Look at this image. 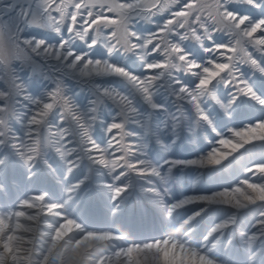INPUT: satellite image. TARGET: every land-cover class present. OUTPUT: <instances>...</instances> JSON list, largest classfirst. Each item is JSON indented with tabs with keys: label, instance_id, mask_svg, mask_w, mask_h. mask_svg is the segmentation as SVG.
Listing matches in <instances>:
<instances>
[{
	"label": "rangeland",
	"instance_id": "rangeland-1",
	"mask_svg": "<svg viewBox=\"0 0 264 264\" xmlns=\"http://www.w3.org/2000/svg\"><path fill=\"white\" fill-rule=\"evenodd\" d=\"M262 39L264 0H0L3 237L13 232L16 218L25 221L23 213H38L39 226L51 233L68 217L77 223L62 237L65 250L93 226L122 235L88 250L91 264H139L129 249L145 251L171 240L220 264H264V234L251 245L240 234V228L252 232L264 205L239 211L219 240L207 234L232 216L229 209L215 207L191 229H179L189 213L172 207L192 188L264 184L262 172L247 171L264 158V140L247 143L216 167L171 163L210 152L235 130L264 121V105L256 98H264ZM76 56L83 65L123 68L141 83L104 71L80 75L70 63ZM107 90L121 93L122 100ZM86 138L96 141L104 163L93 162ZM14 140L25 146L15 149ZM136 161L159 174H138L131 166ZM83 177L88 180L74 186ZM125 185L130 189L124 198L117 192ZM146 188L158 189L162 199ZM38 197L45 202L37 210L23 207ZM158 202L166 203L167 213H160ZM49 203L64 217L54 216ZM263 227L255 230L264 233ZM38 232L30 264L51 240L42 247ZM50 262L59 264V255Z\"/></svg>",
	"mask_w": 264,
	"mask_h": 264
},
{
	"label": "bare ground",
	"instance_id": "bare-ground-1",
	"mask_svg": "<svg viewBox=\"0 0 264 264\" xmlns=\"http://www.w3.org/2000/svg\"><path fill=\"white\" fill-rule=\"evenodd\" d=\"M25 41L31 43L28 38H26ZM262 41L264 42L263 39ZM39 45L32 44V48H36ZM71 54L72 51L65 52L66 57H71ZM70 63L73 66L76 65L78 73L83 76L104 71L116 76H126L134 83L136 82V85H140L141 83L139 82L140 79L138 77H135L134 74L126 71L123 68L116 67L110 63H89V65L87 66L83 65V63H80L79 56L72 58V62ZM192 67L195 66L193 65ZM107 91L111 92V94H114L116 97H119V99L122 100L121 93L112 92L111 90ZM249 93L251 94L250 96L258 95V93H254V91H250ZM187 98L194 103V101L191 100L189 96ZM256 98H259V105H264V98H262L261 96H258ZM145 99L149 102V104L152 105V107L156 108L159 106L152 100H149L148 96H145ZM125 100L126 99H124V101ZM73 105V109L77 110L79 108L77 103H73L72 106ZM80 125L82 126L85 124L84 122H82V124ZM84 132H87V130H84ZM32 133H35V130H33ZM86 135L88 134H85V136ZM259 138L264 140V121H260L258 124H256V126L249 127L248 129L235 130L232 136H230L229 138H223L220 142V146L216 147L210 152H196V156L193 158L173 159L171 160V163H173L174 165L193 166L200 169L220 166L225 162H228L232 158H235L240 151L245 149L247 143ZM86 140H89L86 145L93 162L99 164L104 163L105 158L103 154L100 153L101 150L98 148L96 141H91L90 138H86ZM116 143L117 142H114V144ZM12 145H16L17 148L15 149H21L19 145H22L23 147L25 146L24 143H19L15 140ZM132 145L135 144L132 143ZM19 156L22 161L24 159L23 155ZM145 164L146 163H140L136 161L131 166H135L138 174H159L158 169L155 166L143 168ZM73 166L75 167V164ZM74 167H70L69 172H71ZM243 167H245V165H243ZM247 171L258 172V174L262 172L263 175L261 176L262 178H264V158H258L255 163L250 165ZM245 174L246 175L244 176L249 178L248 173L245 172ZM87 180L88 178L83 177L80 181L74 183V186L81 185ZM239 182L240 181L236 179V183ZM220 186L221 185L214 184V186H212L211 188H192L189 190L191 193L185 194L181 197V199L177 200V197H175V200L172 204V207L175 208L174 211H185L189 213L186 216L184 223L180 225L179 229H183L187 225L189 226V229H191L195 225L193 223L200 220V218L206 211H210L215 207H224L232 212V216L222 218L215 222L210 227L209 233L207 234L209 236H215L216 234H218L219 238H216V240H219L227 227H230L235 223V218L236 215L240 213L239 211H243L245 208L264 205V184L262 183L254 185L253 183H251V181H247L243 182L242 185L238 184L235 188L232 189L231 187L224 188ZM129 189L130 187L128 185H125L120 188L117 193L119 194V196L125 198L126 192L129 191ZM144 192H150V194L156 196L155 199L161 198L157 197L160 195L158 189L146 188ZM44 198L38 197L37 202L28 200L27 202H29L30 205H24L23 207H28V209H30L31 211L37 210L40 204L45 202ZM151 200H154V198ZM158 204H160V213H167L166 203L158 202ZM49 205L51 207L50 211H52L54 216L64 217L60 211L55 210L54 207L56 206H54V203H49ZM23 215L25 216V221L19 222L18 219L20 218H16L17 222L14 224V229H12L13 232L8 237H3V231L8 223V220H1L0 264H30V260L28 257L31 248L30 246H32V244L35 242L34 240H37L34 238V236L37 234V231H39L38 234H40L41 236L39 245H41L42 247H44L43 243H46L42 241H44L47 237H50L51 240L49 242V245L46 246L44 250L37 249V251L35 252L36 255L32 256L33 262L31 263L33 264H52L50 260H52L57 255H59V264H91V262L89 261L91 260V258H85V256H87L88 250L93 249L103 241L122 238V235H119V233L110 231L107 232L105 230H102V228L99 226H93L90 227L89 229L91 230L86 231L85 235L77 240L75 244L69 245L70 248H68V250H65L64 244L61 243L62 237H67L72 233V231L76 230L75 227L77 223H73V220L69 219L68 217L57 228L56 233H51V227L43 229L41 228V226H39L38 213H36L35 215L23 213ZM260 215H262V217L256 220L253 228L251 229L252 232H247L246 228H240L241 235L246 234L249 236L250 245L255 241H258L259 237H262V235L264 234L262 233L263 231L260 232V230H255L256 228H261L264 226V212H262ZM103 228L112 229L113 227L105 226ZM262 230H264V227L262 228ZM123 252L124 251H122V253ZM128 252L132 253L133 258L136 259L139 264H220L214 261L212 257L201 253L199 251V248H191V246H189L187 243L183 244L179 241L172 240L171 243H169L168 241H163L162 243H156L152 246H146L145 251H143V249H139L138 251H136L135 249H129Z\"/></svg>",
	"mask_w": 264,
	"mask_h": 264
}]
</instances>
